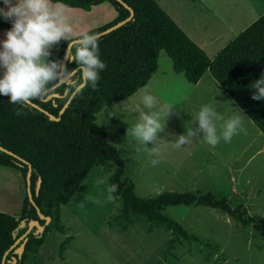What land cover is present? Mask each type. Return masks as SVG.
I'll return each mask as SVG.
<instances>
[{
  "label": "rangeland",
  "instance_id": "1",
  "mask_svg": "<svg viewBox=\"0 0 264 264\" xmlns=\"http://www.w3.org/2000/svg\"><path fill=\"white\" fill-rule=\"evenodd\" d=\"M157 1L168 6L169 16L209 59L264 14V0ZM52 5L67 18L73 38L81 36L87 28L107 25L116 17L108 3L89 11ZM7 31L0 28V41L6 38ZM62 42L53 47L50 60L56 58ZM145 91L157 98L156 110L160 111L162 121L171 108L164 121V132L158 133L165 142L161 143L159 154L151 157L135 138L127 136L128 128L137 122L138 114L132 109L141 103ZM202 104L213 105L224 118V112H233L234 116L240 111L246 134L235 135L229 143L221 141L211 153L197 148L199 141L195 139L192 144L176 149L172 142L186 133ZM120 107L121 104H116L103 108L96 116V124L118 151L125 165V176L133 181L138 197L152 198L163 192H209L218 199H226L231 208L241 205L248 215L264 217V137L238 107L233 109V102L223 97L209 73L198 84H189L182 74L173 71L169 57L160 52L157 73ZM153 146L146 145L149 149ZM260 149L259 155L250 159ZM151 159H159L161 163L153 167ZM235 167L242 168V180L237 184L239 189L233 188L231 193L232 185L228 183L234 179L229 180L230 169ZM101 178H107L105 183L97 184ZM107 187L106 173L94 168L75 195L61 206V221L67 233L49 234L45 246L27 264H264V234L240 226L217 209L167 207L166 215L200 239L169 252L165 248L170 233L162 229L153 228L149 232L147 225L139 222L124 231L118 222H113L119 214L120 202L115 197L107 199ZM26 196L28 191L21 174L0 166V212L18 218ZM66 237L72 240L60 256L58 246Z\"/></svg>",
  "mask_w": 264,
  "mask_h": 264
},
{
  "label": "trees",
  "instance_id": "2",
  "mask_svg": "<svg viewBox=\"0 0 264 264\" xmlns=\"http://www.w3.org/2000/svg\"><path fill=\"white\" fill-rule=\"evenodd\" d=\"M121 2L52 0V4L84 11L103 3L111 5L116 13L115 19L87 32L89 34H99L126 19L129 10L123 4L134 12L124 25L99 37V56L107 67L99 73L95 89L88 86L75 93L59 121H51L30 104H11L9 97L0 95V147L13 154L0 151V166L18 171L25 187L28 166H31L32 200L40 213L50 218L41 234L34 235L35 229H32L25 237L27 240L20 259L12 249L3 264H27L45 246L49 234L67 233L61 221V206L75 195L94 168L106 173L108 186L119 185L113 195L119 200L120 208L113 222H118L124 231L134 223L142 222L149 232L159 228L170 233L165 248L167 252L184 243L200 241L197 235L164 213L167 207L217 209L240 226L251 227L264 234V217L248 215L241 205L231 208L226 199H218L211 193L163 192L152 198L138 197L133 181L125 176V165L118 151L109 144L106 133L96 124V116L103 108L130 98L147 85L157 72L160 52H164L172 62L173 71L182 74L189 84H197L205 73H209L264 137V100L251 99L252 83L264 74V14L233 38L213 59H209L156 0ZM0 8H3L2 0ZM0 28L9 30L11 25L0 18ZM67 45L65 41L59 46L53 61H62ZM66 67L73 70L77 65L68 61ZM56 83L31 104L58 117L73 92L68 90L71 83L51 90ZM50 94L60 97L44 101ZM17 111L23 114L16 115ZM38 179L41 183L36 193ZM30 220H37L41 225L45 223L38 219L27 196L18 218L0 212V264L5 252L25 233ZM22 221L24 226H21ZM71 240L72 237H66L59 244L60 256Z\"/></svg>",
  "mask_w": 264,
  "mask_h": 264
},
{
  "label": "clouds",
  "instance_id": "3",
  "mask_svg": "<svg viewBox=\"0 0 264 264\" xmlns=\"http://www.w3.org/2000/svg\"><path fill=\"white\" fill-rule=\"evenodd\" d=\"M2 2L5 7L0 8V18L11 22L12 26L6 32V38L0 41V69H3L0 95L9 97L11 104L27 105L40 98L53 83L61 79L71 81L68 89L70 92L78 93L81 86L95 89L100 79L99 73L107 67L99 56L97 34L84 33L73 38L72 26L62 12L54 10L52 0ZM62 40L69 45L65 59L75 63L76 69L68 70L62 61L49 59L53 47ZM251 86L254 90L251 99L264 100V74ZM125 104L126 101H122L120 108ZM157 106V98L145 91L141 103L132 109L138 114L137 122L127 130V136L135 138L150 157L158 155L161 143L165 142L158 137V133L164 132V121L171 110H167L162 121L160 111L156 110ZM238 112L239 115L225 119L211 104H205L190 122L191 126L186 128V133L177 137L172 145L180 149L192 144L194 139L212 148L221 141L229 143L235 135L246 134V129L242 126L244 116ZM22 114L16 112V115ZM219 121L223 123L218 128ZM149 143L154 145L151 149L146 147ZM160 163L159 159L150 160L153 167ZM106 179L97 180V184L105 183ZM118 189V184L107 187L109 201L114 199L113 194Z\"/></svg>",
  "mask_w": 264,
  "mask_h": 264
},
{
  "label": "water",
  "instance_id": "4",
  "mask_svg": "<svg viewBox=\"0 0 264 264\" xmlns=\"http://www.w3.org/2000/svg\"><path fill=\"white\" fill-rule=\"evenodd\" d=\"M116 1L122 3L121 0H116ZM123 6H124L126 9L129 10V16H128L126 19H124L123 21L117 23L116 25H114V26H112V27H110V28L104 30L103 32L97 34L98 37H100V36H102V35H105V34H108V33H110L111 31H113V30H115V29L121 27L122 25H124L126 22H128V21L133 17L134 12H133V11H132L127 5L123 4ZM68 48H69V45H67V47H66V49H65V53H66V50H68ZM68 61H70V60H69V59H65V54H64V57H63V59H62V62L66 65V63H67ZM70 83H71L70 81H67V82H66L64 79H61V80L57 81L56 85L53 86V87L51 88V90H53L54 88L58 87V86L61 85V84L69 85ZM83 87H84V86H81L80 90H81ZM65 93H66V92H65ZM75 93H76V92H73V93L70 95V97L68 98V100L66 101V103H65V104L63 105V107L60 109V111H59V113H58V117H55V116L49 114L48 112H46V111L42 110L41 108H39L37 105L31 104V103H29V104H30L32 107H34L35 109H38L39 111H41V112H43L45 115H47L51 121H59V120H60V117H61V115H62V113H63L64 110L67 108L68 104L70 103V101H71V99L73 98V96L75 95ZM64 95H65V94H64ZM64 95H63V96H64ZM58 97H60L58 94H50V95H48V96L44 99V101L47 102V101H49V100H51V99H53V98H58ZM0 151H2V152H4V153H7V154H9V155H13L12 153L8 152L7 150L3 149L2 147H0ZM22 162H24V161L22 160ZM24 163H25V162H24ZM30 177H31V166L29 165V166H28V171H27V174H26V188H27V191H28V199H29L30 203L35 207V210H36V214H37L38 219H39V220H43V221H45V223H44V225H41V224L39 223V221H37V220H30V221L27 223V230L25 231V233H24L23 235H21V236H20V237H19V238L13 243V245L9 248V250H7V251L5 252V254L3 255V257H2V261H1V264L4 263L5 258H6V255H7V254L9 253V251L12 250V249H14V254L17 255V257L20 259L21 256H22V254H23L24 246H25V243H26V240H27L25 237L31 232L32 229H35V231H34V235H39V234H41V233L43 232L45 226L48 225L49 222H50V218H49V217H44V216L40 213L39 209L35 206V203H34L33 200H32L31 193H30ZM40 183H41V180L38 179V181H37V183H36V193H37V191L39 190ZM21 226H24V221L21 222ZM21 241H22V242H21ZM20 242H21V243H20ZM19 243H20V244H19ZM18 244H19V245H18ZM16 247H17V248H16ZM13 259H14V258H13ZM15 261H16V260L14 259L13 262L15 263Z\"/></svg>",
  "mask_w": 264,
  "mask_h": 264
},
{
  "label": "crops",
  "instance_id": "5",
  "mask_svg": "<svg viewBox=\"0 0 264 264\" xmlns=\"http://www.w3.org/2000/svg\"><path fill=\"white\" fill-rule=\"evenodd\" d=\"M157 1V0H156ZM163 1V0H162ZM157 3L159 4V2L157 1ZM160 5V4H159ZM161 6V5H160ZM164 7V8H163ZM161 8L168 14V12H167V10H170V9H168V6L167 5H164V6H161ZM169 15V14H168ZM209 24L210 25H212L210 22H209ZM11 25V24H10ZM12 26V25H11ZM103 26H105V25H103ZM103 26H94V27H92V28H87V29H85L82 33H81V36L84 34V33H87V32H89V31H91V30H93V29H96V28H100V27H103ZM205 28L206 29H208V30H212L211 29V27L210 26H205ZM11 29V28H10ZM9 29V30H10ZM182 29V28H181ZM7 30V29H6ZM183 30V29H182ZM184 31V30H183ZM185 32V31H184ZM186 33V32H185ZM186 35L188 36V34L186 33ZM65 42V41H64ZM63 43V42H62ZM61 43V44H62ZM60 44V45H61ZM59 50V49H58ZM157 71H158V69H157ZM157 73V72H156ZM0 75L2 76V73H0ZM204 77V76H203ZM202 77V78H203ZM153 78V77H152ZM151 78V79H152ZM202 78H201V80H202ZM200 80V81H201ZM199 81V82H200ZM209 81H210V83H213V81H212V79H209ZM198 82V83H199ZM197 83V84H198ZM148 84V83H147ZM193 85V84H192ZM196 85V84H195ZM144 88V87H143ZM138 92V91H137ZM136 92V93H137ZM223 92V91H222ZM135 93V94H136ZM135 94H133L132 96H134ZM132 96L130 97V98H128V99H126V100H124V101H126V103H127V101L129 100V99H131L132 98ZM223 97L224 98H226V99H229V100H231L232 102H233V100L225 93V92H223ZM116 104H121V102H118V103H115L114 105H116ZM113 105V106H114ZM203 105H205V104H202L201 106H203ZM201 106L199 107V109L201 108ZM213 106V105H212ZM214 107V106H213ZM235 107H237L236 106V104L233 102V109L235 110ZM215 108V107H214ZM216 109V108H215ZM228 113H229V115L232 117L233 116V112H224V114H225V116H226V118L225 119H227V116H228ZM222 115V114H221ZM219 123H223V121L222 122H217V124H219ZM108 140V139H107ZM109 142V141H108ZM219 146V144L215 147V148H212L211 146H209V145H207L206 143H203V142H197L196 143V147L197 148H202V149H205L206 150V153H211V151H214L217 147ZM263 147H264V142H263ZM263 147H261V148H263ZM262 150L260 149V150H258V151H256L254 154H252L251 155V158L250 159H253V158H255L256 156H258L259 155V152H261ZM215 152V151H214ZM231 170V176H230V179L229 180H233L231 183H228V185H232V187H229V191L232 193V191H233V188L234 189H239V188H237V184L242 180V179H240V175H241V172H242V168H237V167H235V168H232V169H230ZM236 176H237V178H236ZM235 179H237V180H235ZM191 193V192H190ZM209 193V192H208ZM240 193V192H239Z\"/></svg>",
  "mask_w": 264,
  "mask_h": 264
},
{
  "label": "flooded vegetation",
  "instance_id": "6",
  "mask_svg": "<svg viewBox=\"0 0 264 264\" xmlns=\"http://www.w3.org/2000/svg\"><path fill=\"white\" fill-rule=\"evenodd\" d=\"M35 231V230H34ZM14 252V251H13Z\"/></svg>",
  "mask_w": 264,
  "mask_h": 264
}]
</instances>
